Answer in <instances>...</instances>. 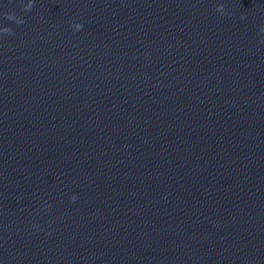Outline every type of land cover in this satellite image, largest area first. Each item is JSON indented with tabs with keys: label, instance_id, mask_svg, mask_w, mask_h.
Here are the masks:
<instances>
[{
	"label": "clouds",
	"instance_id": "clouds-1",
	"mask_svg": "<svg viewBox=\"0 0 264 264\" xmlns=\"http://www.w3.org/2000/svg\"><path fill=\"white\" fill-rule=\"evenodd\" d=\"M81 27H82V25H81V24H78V25H77V28H78V29H80Z\"/></svg>",
	"mask_w": 264,
	"mask_h": 264
}]
</instances>
